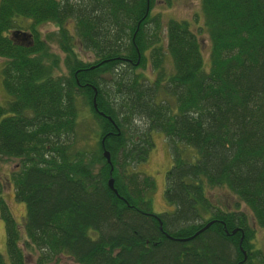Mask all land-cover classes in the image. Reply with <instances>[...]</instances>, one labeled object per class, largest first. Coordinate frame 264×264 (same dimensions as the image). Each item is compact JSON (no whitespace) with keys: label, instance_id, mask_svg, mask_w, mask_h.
<instances>
[{"label":"trees","instance_id":"16d2710c","mask_svg":"<svg viewBox=\"0 0 264 264\" xmlns=\"http://www.w3.org/2000/svg\"><path fill=\"white\" fill-rule=\"evenodd\" d=\"M153 3L1 0L9 100L0 101V160L19 159L10 175L26 211L21 228L0 179L8 256L0 253V264H28L24 248L35 264L58 255L77 264H264L237 203L223 210L208 196L228 189L264 229V0H201L207 58L188 20L170 18L162 39ZM24 19L30 44L9 33ZM44 22L57 31L42 35ZM61 61L65 73L55 71ZM149 64L152 77L139 71ZM91 125L97 139L88 150ZM152 131L165 135L172 158L171 210L160 213L147 197L152 180L136 170Z\"/></svg>","mask_w":264,"mask_h":264},{"label":"rangeland","instance_id":"374dc122","mask_svg":"<svg viewBox=\"0 0 264 264\" xmlns=\"http://www.w3.org/2000/svg\"><path fill=\"white\" fill-rule=\"evenodd\" d=\"M1 3V0H0ZM152 13L159 16V21L161 23L159 33H161L162 39H164L165 30L164 27L166 22L171 19L179 20H188L190 21L191 28L197 33L198 38L202 44V50L205 58L209 55V39L207 31L203 28L200 29V26H203L202 20V9H201V0H154L153 6L151 8ZM21 23V19H18ZM17 20V21H18ZM29 19H24L23 23L20 24L21 27L11 28L9 33H12L14 30H23L30 31L27 28L30 25ZM153 25V24H152ZM204 27V26H203ZM21 28V29H20ZM37 30L44 34L53 33L57 31L58 26L52 22H44L36 26ZM71 30V27H70ZM32 35V32H31ZM32 39V37H31ZM20 40V39H19ZM50 51L59 55V57L64 59L65 55L60 51L55 42H50ZM76 52L79 53V57L85 62L93 61V54L89 50H84L76 47ZM61 63L59 67L55 70L58 73L67 72L65 66ZM4 64V59L0 57V101L1 103L9 100V95L3 87L2 83V65ZM168 71L170 70V63L166 61L165 63ZM139 71H142L149 77H152L151 65L149 64L145 69L139 68ZM83 110V109H82ZM85 117L87 120L91 118V113L85 111ZM90 123V121H89ZM94 127L88 126L84 128L86 137L84 139V145L88 150H91L96 144V135ZM152 142L153 146L149 151L147 160L136 166V170L141 172V176L149 177L153 182L152 190L147 194V197L151 200L152 210L155 213H160L163 211L171 210V207L167 204L164 198V189L166 181V172L172 165V158L168 148L165 135L160 131H152ZM19 164V159L10 158L0 160V179L3 183V198L8 203L9 209L16 219L18 226L23 227L25 220V204L23 202L17 201L14 196L13 182L10 173L17 169ZM208 196L211 201L219 208L223 210H237L244 212L248 218V221L255 228V238L253 240L254 246L261 248L264 253V229L257 226L250 214V210L242 203L236 196L232 195L228 189L224 187H214L209 189ZM23 240V239H22ZM21 240V241H22ZM23 244V243H21ZM24 246V245H23ZM0 253L3 255L4 259L8 261V256L6 252L5 245V226L4 221L0 217ZM24 253L27 257L28 264H35L36 256L29 254L24 248ZM34 254H36L34 252ZM45 264H77L71 257L58 255L52 261L46 262Z\"/></svg>","mask_w":264,"mask_h":264},{"label":"water","instance_id":"95a60500","mask_svg":"<svg viewBox=\"0 0 264 264\" xmlns=\"http://www.w3.org/2000/svg\"><path fill=\"white\" fill-rule=\"evenodd\" d=\"M13 36L16 37L17 39H21L22 41L28 42L29 44L31 43V33L26 32V31H21V30H14L12 32ZM94 107L96 108V104L94 103ZM103 155L105 156L106 160L108 163H110V156L109 152L104 150ZM112 169V167H111ZM108 185L111 189L115 191L113 188V178H109ZM210 223H208L204 228H206Z\"/></svg>","mask_w":264,"mask_h":264}]
</instances>
